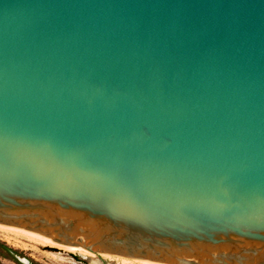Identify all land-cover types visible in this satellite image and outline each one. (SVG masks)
<instances>
[{
	"label": "water",
	"instance_id": "1",
	"mask_svg": "<svg viewBox=\"0 0 264 264\" xmlns=\"http://www.w3.org/2000/svg\"><path fill=\"white\" fill-rule=\"evenodd\" d=\"M0 224L264 264V0H0Z\"/></svg>",
	"mask_w": 264,
	"mask_h": 264
},
{
	"label": "rangeland",
	"instance_id": "2",
	"mask_svg": "<svg viewBox=\"0 0 264 264\" xmlns=\"http://www.w3.org/2000/svg\"><path fill=\"white\" fill-rule=\"evenodd\" d=\"M131 257L95 252L86 254L80 249L65 250L52 246L33 245L26 240L0 234V264H140Z\"/></svg>",
	"mask_w": 264,
	"mask_h": 264
},
{
	"label": "bare ground",
	"instance_id": "3",
	"mask_svg": "<svg viewBox=\"0 0 264 264\" xmlns=\"http://www.w3.org/2000/svg\"><path fill=\"white\" fill-rule=\"evenodd\" d=\"M0 234L5 239L10 238V236L19 237L33 245L52 246V247H56L59 249H65V250H76L77 249V248H70V247L49 241L47 239L38 237L36 235L27 233L25 231H22V230H19V229L10 227V226L2 225V224H0ZM80 250L84 251L86 254H90L93 252L91 250H83V249H80ZM103 253L118 255L120 258H123V259H126L127 257H129V256L117 254V253H110V252H103ZM131 258L134 259V261H138L140 264H175V263H170L166 261L153 260L147 257H131ZM120 264H128V263H120Z\"/></svg>",
	"mask_w": 264,
	"mask_h": 264
}]
</instances>
